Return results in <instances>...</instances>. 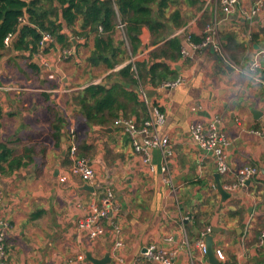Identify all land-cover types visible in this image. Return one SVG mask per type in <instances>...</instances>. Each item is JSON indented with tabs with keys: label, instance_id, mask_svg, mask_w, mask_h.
<instances>
[{
	"label": "crops",
	"instance_id": "1",
	"mask_svg": "<svg viewBox=\"0 0 264 264\" xmlns=\"http://www.w3.org/2000/svg\"><path fill=\"white\" fill-rule=\"evenodd\" d=\"M171 1L170 7L179 9L184 20L175 33L200 38L205 24L215 17L213 3ZM216 15L224 57L210 49L190 51V57L172 64L182 83L155 88L151 97L166 114L160 134L169 137L174 151L170 184L161 172L159 150H152L151 170L134 150L124 124L114 123L112 131L104 132L83 122L71 92L85 85L70 81L78 76L65 73L71 64L64 63L59 45L42 54L49 66L41 64L40 56H33L38 74L28 65V52H5L0 59V142L8 143L12 157L22 156L26 162L0 175V231L8 264H94L87 260V252L97 259L108 254L104 264H162L143 255L151 244L174 250V264H212L197 245L207 226L211 231L204 237L206 246L221 249L224 256L222 262L217 259L218 264H264V135L260 133L264 129V78L253 76L260 70L249 72L256 55L264 61L258 54L264 50V0H240L229 15L219 10ZM63 28L72 40L70 49L83 61L84 40L66 25ZM115 35L116 39L121 36L120 32ZM139 38L135 61L147 59L154 48L146 27ZM128 61L125 57L109 70L93 66L89 83L105 80ZM137 92L143 100L142 91ZM56 114L62 121L55 131L50 123ZM212 119L219 120L229 141V172L219 175L221 185L225 188L232 182L244 165L259 169L254 180L229 192L225 200L216 188L214 155L200 150L190 138L192 123L207 124ZM77 120L84 126L81 133ZM73 134L78 144L85 142L93 148L88 157L96 170V180L90 184L93 190L84 189L86 183L69 173ZM25 152L28 156H23ZM106 185L112 187L117 207L111 219H104V235L93 240L78 228V220L91 205L101 204ZM236 210L241 211L239 216L233 215ZM113 221L117 233L112 232ZM116 241L122 246L116 248Z\"/></svg>",
	"mask_w": 264,
	"mask_h": 264
},
{
	"label": "trees",
	"instance_id": "2",
	"mask_svg": "<svg viewBox=\"0 0 264 264\" xmlns=\"http://www.w3.org/2000/svg\"><path fill=\"white\" fill-rule=\"evenodd\" d=\"M171 0H0V59L6 51L28 52L29 67L39 73V65L31 59L38 53L46 54L59 47L70 49L72 40L63 31L66 25L73 35L84 40L87 46L83 58L87 76L93 78L91 68L103 65L113 69L125 57L129 61L117 72H110L105 80L97 83H76L85 85L71 92V100L79 107L83 122L88 126L108 127L119 120H133L139 127L147 118V104L140 99L134 85L158 88L164 81L177 78L172 65L181 58V47L185 37L175 33L183 25L180 10L171 8ZM170 9V12L168 11ZM25 18V22L19 20ZM122 25V27H121ZM146 27L150 34L148 58L130 61L141 44L139 34ZM53 37L46 47H41L42 32ZM117 32L120 37L116 39ZM9 37L6 43L5 39ZM191 39L198 41L193 35ZM73 59L80 64L75 50L65 60ZM73 64V63H72ZM134 64V68H133ZM75 65V63L73 64ZM152 103V102H151ZM156 105V103H152ZM161 108V107H160ZM62 118L57 114L50 127L58 130ZM55 134V133H53ZM78 141V138H77ZM93 148L78 144L79 157L91 154ZM28 153V152H27ZM25 152L23 156H28ZM24 157H12L7 142H0V175H6L26 164ZM215 196L217 194L215 193ZM240 210L233 212L239 216Z\"/></svg>",
	"mask_w": 264,
	"mask_h": 264
},
{
	"label": "built area",
	"instance_id": "3",
	"mask_svg": "<svg viewBox=\"0 0 264 264\" xmlns=\"http://www.w3.org/2000/svg\"><path fill=\"white\" fill-rule=\"evenodd\" d=\"M213 3L215 17L210 20L202 29L200 39L194 41L191 39L190 35H186V43L181 47V59H186L191 56L190 51H202L205 49H210L214 53L224 57L223 42L219 35L218 29V10L227 16L232 13L236 6L239 4L240 0H209ZM259 3L258 6H261ZM257 8H254L252 12H256ZM21 22H25L24 17H20ZM122 27V25H121ZM178 33V32H176ZM9 41V37H6L5 42ZM53 42L52 35L47 32H42L41 47L48 46ZM71 54V49H65L62 51L63 58H66ZM258 54L264 56V50H261ZM41 57V64L45 66L48 65L47 59L38 53ZM130 61L134 62L135 59L132 57ZM134 68V64H133ZM257 70H260V74L255 76L256 80H262L264 78V61L262 63L259 55H256L249 66V72L254 74ZM183 79L178 77L174 80L164 81L160 88H174L182 83ZM142 88V87H141ZM143 95V100L147 104V118L144 120L141 127H138L133 120H119L116 124L123 123L128 133V136L132 142L134 150L142 156V160L146 163L149 168L153 169L151 153L153 149H158L161 156V172L164 174V180L166 183H171L169 164L174 157V151L170 144L169 137L167 135L160 134V128L165 123L166 114L159 105H154L151 101H147L145 93L141 92ZM197 107H193L196 110ZM218 119H212L207 124H202L199 122H194L190 125V138L196 144V146L206 152L214 155L216 159V168L219 175H227L229 172V163L227 160L226 147L229 144L227 135L220 129L218 125ZM264 135V129L260 132ZM69 157L72 164L69 168V173L71 175L77 176L86 184H93L96 180V170L93 167L90 160L86 157H79L77 155V143L75 136L73 134V139L71 141V146L69 148ZM259 169L253 164H248L240 167L235 175L232 182L225 185V190L228 192H233L240 186H245L246 181H252L256 178ZM64 180V178H61ZM117 203L114 195V191L110 185L105 186L104 195L99 206L91 205L89 210L85 213L83 217L78 220V228L86 232V235L90 239H97L98 237L104 235L106 232V226L104 219H111V214L116 210ZM110 222V221H109ZM1 224L6 226L7 224L2 221ZM112 232L117 233L119 231L118 226L111 222ZM211 231V227L207 226L206 229L201 233V236L197 240V245L200 246L203 253H206V244L204 237L206 233ZM4 232L0 231V264L7 263V247L4 242L3 235ZM264 233L261 236V242H263ZM122 243L120 241L115 242V247H121ZM215 256L219 261L224 260L223 253L221 249L215 248ZM175 251L169 249H163L156 247L151 244L145 247L143 255L148 259L158 261L162 264H174ZM77 264V263H68Z\"/></svg>",
	"mask_w": 264,
	"mask_h": 264
},
{
	"label": "water",
	"instance_id": "4",
	"mask_svg": "<svg viewBox=\"0 0 264 264\" xmlns=\"http://www.w3.org/2000/svg\"><path fill=\"white\" fill-rule=\"evenodd\" d=\"M136 90L138 91H143L147 97V101H151V97L157 92V90L155 88H141L139 85H134L133 86ZM123 125V123H121ZM116 126V124H114L113 126H108V127H102V126H96L95 128L100 130V131H104V132H110L113 130V128ZM215 179H216V188L218 190V192L220 193V196L223 200L227 199L230 196V193L228 191L225 190V188L221 185L220 181H219V174L215 173ZM249 180L246 181V184H249ZM84 189H88V190H93V187L89 184H84L83 185ZM217 229L214 227L213 228V233L216 231ZM206 254L210 260V262L212 264H218V260L215 257V253H214V249L212 247V245H207L206 246ZM86 258L87 260L91 261L94 264H104L105 262L109 261V255L106 254L103 258L97 259L95 257H93L89 252L86 253Z\"/></svg>",
	"mask_w": 264,
	"mask_h": 264
},
{
	"label": "rangeland",
	"instance_id": "5",
	"mask_svg": "<svg viewBox=\"0 0 264 264\" xmlns=\"http://www.w3.org/2000/svg\"><path fill=\"white\" fill-rule=\"evenodd\" d=\"M78 62L80 64L76 65L77 63L75 61H73V59H70V61L64 60V63L65 64L66 63H67V65H70L71 64L70 65V68L65 70V73H67V75H70V73H75L78 76V79H71L70 81L71 82L76 81V83L79 82V83H82L83 84L86 80H91V79L86 74V71H88V69L84 67V65H85L84 61H81L79 59ZM72 63H75V65H72ZM79 120H80V118H79ZM79 120H77V122H78V124H77V131L79 133H81L82 130H83V128H84V126L81 125V122ZM79 139H81V138H79ZM76 143H77V146H78L77 139H76ZM89 155H90V153H88V155L87 156L85 155L84 157L88 158Z\"/></svg>",
	"mask_w": 264,
	"mask_h": 264
}]
</instances>
